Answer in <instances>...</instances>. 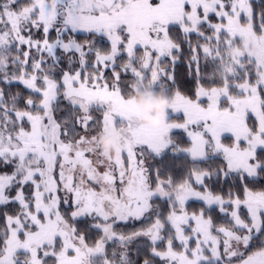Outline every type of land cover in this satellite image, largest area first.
Wrapping results in <instances>:
<instances>
[{
  "label": "snow or ice",
  "instance_id": "obj_1",
  "mask_svg": "<svg viewBox=\"0 0 264 264\" xmlns=\"http://www.w3.org/2000/svg\"><path fill=\"white\" fill-rule=\"evenodd\" d=\"M0 264H264V0H0Z\"/></svg>",
  "mask_w": 264,
  "mask_h": 264
},
{
  "label": "clouds",
  "instance_id": "obj_2",
  "mask_svg": "<svg viewBox=\"0 0 264 264\" xmlns=\"http://www.w3.org/2000/svg\"><path fill=\"white\" fill-rule=\"evenodd\" d=\"M131 99L139 113L137 120L141 125L159 128L164 125L171 97L162 91L143 88L135 82L132 84ZM96 145L106 155L115 157L118 154L117 130H101L96 134Z\"/></svg>",
  "mask_w": 264,
  "mask_h": 264
},
{
  "label": "trees",
  "instance_id": "obj_3",
  "mask_svg": "<svg viewBox=\"0 0 264 264\" xmlns=\"http://www.w3.org/2000/svg\"><path fill=\"white\" fill-rule=\"evenodd\" d=\"M178 71H179L180 73H183V72H184L183 67H180V68L178 69ZM13 90H15V89H13ZM217 190H219V189L217 188ZM200 206H201V204H200L199 202H193V203L190 204V207H191L192 209L199 208Z\"/></svg>",
  "mask_w": 264,
  "mask_h": 264
}]
</instances>
